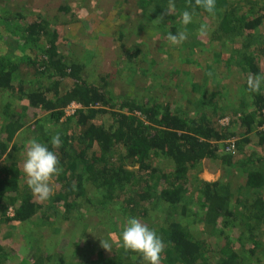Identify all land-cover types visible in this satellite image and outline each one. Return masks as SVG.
Masks as SVG:
<instances>
[{"label":"trees","instance_id":"1","mask_svg":"<svg viewBox=\"0 0 264 264\" xmlns=\"http://www.w3.org/2000/svg\"><path fill=\"white\" fill-rule=\"evenodd\" d=\"M63 1L52 0L36 13L0 11V215L27 226V237L36 225L68 221L72 214L78 218L74 213L83 205L114 204L121 217L106 223L111 251L95 245L96 251L86 249L84 258L61 256L54 262V254L34 253L33 264H147L115 241L129 217L139 214L138 220L154 228L141 217L152 212L159 216L156 233L165 245L162 264H264V84L259 93L248 92L246 85L250 73L264 75V0H216L215 14L195 9L187 34L202 21L213 26L210 38L188 35L181 44L182 54H195L184 61L203 69L190 89H180L178 65L170 74L161 69L159 75H147L153 59L137 69L147 84L123 95L105 89L109 81L104 74L100 84L87 79L86 62L59 48L58 13L71 10ZM174 3L176 11L168 15V0H136L124 14L132 15L140 32L169 42V33L184 29L180 13L192 10L188 0ZM140 53L136 48L127 55ZM197 55L206 57L199 61ZM229 74L243 81L234 78L229 84ZM171 93L177 98L172 100ZM72 100L82 107L64 116ZM226 113L228 124H218ZM57 133L62 143L53 148ZM33 138L56 152L63 169L55 180L58 190L44 204L32 195L15 157ZM230 138H237V161L219 152L220 143ZM215 158L240 168L245 180L199 179L201 162ZM154 159L168 168L153 166ZM8 207H13L12 217ZM121 218L125 223L116 227ZM195 226L209 236L194 233ZM11 256L0 245V264Z\"/></svg>","mask_w":264,"mask_h":264},{"label":"rangeland","instance_id":"2","mask_svg":"<svg viewBox=\"0 0 264 264\" xmlns=\"http://www.w3.org/2000/svg\"><path fill=\"white\" fill-rule=\"evenodd\" d=\"M51 1L0 0V11L11 13L16 8H19L21 10L25 9L30 13L42 12L44 5L46 7V4ZM135 2L136 0H64L62 3L69 5L71 10L67 14L58 13L59 17L56 27H58L59 32V48L62 52L72 50L75 55L80 56L81 61L86 62L83 75L90 81L94 80L93 82L100 84V75L104 74L109 81L105 89L112 91L116 95H123L136 85L145 86L148 79L145 76H140L137 69L141 70V67H145L144 62L148 64L153 59L155 62L151 65V68L149 67L150 70L148 71L150 72L146 73L147 75H159L161 74V69L170 74V69L178 65L182 70L177 80L181 85L180 89H190L191 81H198V78H201L203 75L202 68L193 64L189 65L184 61L186 58L191 59L195 54L193 55L189 52L182 54L186 49L181 44L172 45L170 42H164L159 39L156 34L140 32L138 26H135L136 22L133 21L132 15L130 13L128 14L129 16L124 14L126 5L134 4ZM50 12L52 15V10ZM201 24L208 26V32L204 36H201L197 31ZM212 26L213 23H204L202 21L198 27H195V32H188V35H198L202 37L201 39L210 38ZM122 43L125 46L120 45ZM136 48H139L141 51L139 56H133V58L128 57L127 54L132 53V50ZM205 57L206 55L202 57L197 55L199 61ZM137 62L143 63L138 65ZM213 66L215 67V65L209 67L213 68ZM215 72L218 75L216 69ZM207 74H210V71ZM234 78L235 80L243 81V77L240 75H235ZM234 78L232 74L226 76L229 84L234 82ZM210 80L211 77H208L203 85L204 88L207 87ZM164 81L167 84L169 83L167 79ZM171 94L172 97L170 98L172 100L174 96L177 98L176 94ZM230 95L231 93L228 96ZM186 105L189 106V104ZM1 108L2 103L0 97V111ZM229 114L226 113L219 119L228 117ZM219 119L217 120L218 124ZM24 137L23 135L22 139ZM236 139L230 138L220 143L219 152L220 154H231L233 155V160L237 161L239 156L234 154L236 145L234 144V150L227 149L228 144H231L233 140L236 141ZM18 142L21 143L22 141ZM26 142L23 144V148L15 153L22 172ZM152 162L153 166L161 170L168 168L165 162L156 159L152 160ZM241 171L240 168L238 170L234 167L227 166L219 158H215L202 161L201 167H199L196 175L201 180L209 182L221 181L223 184L226 180L234 178L236 181L243 182L245 175ZM192 173L194 172L192 171ZM58 187L54 183L55 191L58 190ZM93 197L97 199V194H93ZM44 203H48V201ZM74 215L78 218H74L72 214L71 219L68 221L62 222L56 219L50 224L43 225L37 223L39 227L36 225L29 231V235H32V237H27V226L16 223L15 221H6L0 215V245L12 255L5 264H33L35 260L34 253L45 257L54 254L52 257L53 262L55 257L61 256L68 260L84 258L88 255L89 251H96L95 245L104 249L101 246V240L111 243L106 233V229H109L106 223L114 215L119 218L121 217L118 212H115L114 204H108L103 207L83 205ZM141 217L148 225L154 227L152 228L153 230H157V224L160 223L157 213L152 212L149 215L143 214ZM134 218L139 219V214ZM34 222H36V219H34ZM120 222L125 223V218H121L118 224L116 223V227H120ZM193 231L201 237L209 236V233L204 232L198 226H195ZM32 252L33 255H31ZM49 263L50 261H45V264Z\"/></svg>","mask_w":264,"mask_h":264},{"label":"clouds","instance_id":"3","mask_svg":"<svg viewBox=\"0 0 264 264\" xmlns=\"http://www.w3.org/2000/svg\"><path fill=\"white\" fill-rule=\"evenodd\" d=\"M188 7L192 10L186 8L180 13V23L184 29L175 35L169 33L166 37L172 45L182 44L187 39V26L193 23L196 8H202L209 14H215L216 0H194V3L192 0H188ZM175 11L174 0H168L166 14L170 15ZM156 20L160 22V18ZM197 31L201 36H204L208 32V26L201 24ZM262 84H264V75L250 73L246 79L247 91L250 93H259ZM61 143L58 133L52 137L53 148H59ZM22 170L32 195L41 203L48 201L54 195L55 180L63 171L56 152L50 151L46 144L35 138L26 142ZM116 243L125 251L141 255L147 264H162V253L165 247L163 240L155 230L150 229L137 218L129 217L126 220ZM101 246L106 251H111L112 245L107 241L101 240Z\"/></svg>","mask_w":264,"mask_h":264},{"label":"built area","instance_id":"4","mask_svg":"<svg viewBox=\"0 0 264 264\" xmlns=\"http://www.w3.org/2000/svg\"><path fill=\"white\" fill-rule=\"evenodd\" d=\"M81 107H82V104L77 102V101L72 100V101L68 102L63 108L64 116L73 115L76 112V110L81 108ZM228 122H229V116L219 119L220 125H226V124H228ZM231 142H232L231 144H228V147H227L228 150H234L235 141L233 140ZM7 215L9 217H12L14 215L13 207H8Z\"/></svg>","mask_w":264,"mask_h":264}]
</instances>
